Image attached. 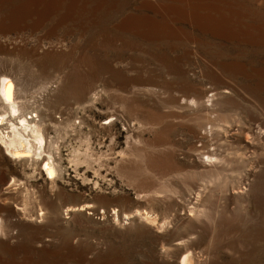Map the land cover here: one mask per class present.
<instances>
[{
    "label": "rangeland",
    "instance_id": "374dc122",
    "mask_svg": "<svg viewBox=\"0 0 264 264\" xmlns=\"http://www.w3.org/2000/svg\"><path fill=\"white\" fill-rule=\"evenodd\" d=\"M0 67V264H264V0H0Z\"/></svg>",
    "mask_w": 264,
    "mask_h": 264
},
{
    "label": "bare ground",
    "instance_id": "6f19581e",
    "mask_svg": "<svg viewBox=\"0 0 264 264\" xmlns=\"http://www.w3.org/2000/svg\"><path fill=\"white\" fill-rule=\"evenodd\" d=\"M25 83L23 82L22 77L11 75L4 68L0 69V144L16 159H21L26 156L33 157L34 147L32 148V146L34 144L32 145L31 138L27 136L29 133L35 131L36 135L34 136V139L39 143L37 149H40L37 153L35 152L37 155L36 158L39 161L42 159L41 163L44 165V169L47 170L49 176L54 179L56 172H58V165L54 159L55 155L52 153L45 154L44 143L46 141L44 142V134L41 132V129L37 124L31 123L27 114L24 113L25 106L20 104L18 100L23 94V85ZM17 114H19L22 126L19 128L12 122V132L8 135H3V132L1 131L2 124L5 123V120H11L12 117H15ZM71 210L73 211V209H69V211ZM147 216L148 215H146V219ZM187 259L188 257H185L182 264H187Z\"/></svg>",
    "mask_w": 264,
    "mask_h": 264
}]
</instances>
